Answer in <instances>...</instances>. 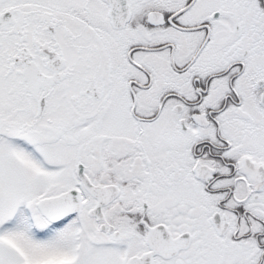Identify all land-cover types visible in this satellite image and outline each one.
I'll list each match as a JSON object with an SVG mask.
<instances>
[{"label":"snow or ice","instance_id":"6c2138e0","mask_svg":"<svg viewBox=\"0 0 264 264\" xmlns=\"http://www.w3.org/2000/svg\"><path fill=\"white\" fill-rule=\"evenodd\" d=\"M0 264H264V0H0Z\"/></svg>","mask_w":264,"mask_h":264}]
</instances>
